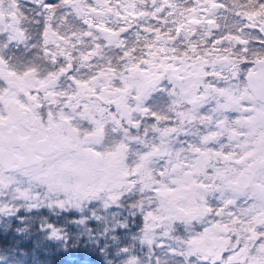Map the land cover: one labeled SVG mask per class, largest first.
<instances>
[{
    "label": "rangeland",
    "instance_id": "obj_1",
    "mask_svg": "<svg viewBox=\"0 0 264 264\" xmlns=\"http://www.w3.org/2000/svg\"><path fill=\"white\" fill-rule=\"evenodd\" d=\"M152 1L171 9L180 4ZM195 1L199 6L187 13L180 35L157 36L148 18H141L153 14L143 10L144 0H61V13L34 0L31 15L16 0H0V15L21 19L0 20V31L21 32L0 37V43L18 55L27 35L36 43L32 62L17 56L11 63L19 78L0 63V80L16 83L23 95L36 93L39 99L23 100L22 109L41 119V133L48 123L53 145L36 165L12 173L0 169V220L20 208L59 218L73 212L78 217L72 224L99 223L111 208H120L121 227L138 226L137 237L148 252L139 264H163L151 247L171 240L175 227L186 230L178 264H264V224L259 226L264 210L254 206L264 196V178L258 177L264 105L255 104L244 85L250 62L242 50H231L254 39L260 43L252 58H264V18L245 14L248 27L232 4L230 21L243 29L232 37L224 29L222 38L223 24L214 20L220 11L216 0ZM138 16L144 34L140 46L130 47V26ZM34 19L38 34L27 32ZM56 19L60 24H53ZM68 22L72 25L64 27ZM61 25L68 29L63 32ZM145 33L158 38L150 42ZM109 36L114 40L107 46ZM216 36V46L205 44ZM106 49L114 52L115 65ZM12 54L17 55L8 50L0 58ZM230 144L236 147L229 148V160ZM122 202L127 203L120 207ZM181 221L185 226L173 228ZM164 223L169 225L161 231ZM39 226L50 241H66L55 223ZM205 232L215 243L211 256L195 250Z\"/></svg>",
    "mask_w": 264,
    "mask_h": 264
},
{
    "label": "trees",
    "instance_id": "obj_2",
    "mask_svg": "<svg viewBox=\"0 0 264 264\" xmlns=\"http://www.w3.org/2000/svg\"><path fill=\"white\" fill-rule=\"evenodd\" d=\"M116 1L120 2V0ZM229 1L230 0L226 3L225 0H221L222 6L220 1H215L217 2L215 4L220 6V11L218 12L219 15L215 14L214 20L217 24H223L222 29H220V31H222V38L225 35L224 29L229 33L230 37H232V35H239L243 29L239 23L230 21V19L234 18V16L231 17L229 13L230 5L232 4L236 7L235 11L238 15L236 14L235 16L240 20L239 22H245L248 27L251 26V22L245 19V14L254 17L253 20L255 21L258 14L260 19L264 18V0H237V2L233 3H229ZM60 2L61 0H51L48 4L51 5V8L53 6L52 9L60 11L59 13H61L63 8ZM144 3L145 6L143 10L145 12L152 11L153 14L148 16L147 14H143L141 18H148L149 26L158 31L157 36L180 35L186 25L187 13L192 12V9H194L196 5L199 6L195 0H179V6L173 7V9L165 4L161 5L157 1L144 0ZM149 5L151 7H149ZM253 6L256 9H254ZM254 12H256L255 15ZM139 18V16L136 17L130 26L132 34L131 38H129L130 47H138L141 45L137 40L139 35H143L144 33L139 30V28L142 27ZM33 21L30 20L27 32L34 30L38 34L37 21L36 19ZM80 22L82 21L80 20ZM53 24H60L59 20L56 19ZM71 25L72 23L68 22L64 27ZM73 25L77 26L78 24L73 23ZM64 27L61 25L63 32L68 29ZM39 29H41V27H39ZM245 30L249 35L254 34L252 29L246 28ZM192 33L193 32H191V34ZM191 34L187 33L184 34V36L190 39L192 38ZM145 36L149 38L150 42L158 38L148 33H145ZM27 38V44L25 43L19 55L18 52H16L17 55L15 57L18 56L21 61L24 62H32V59L36 57L32 51L33 46L36 48V43L33 39L31 40L28 35ZM216 39L219 38L216 36L214 40L204 39L206 41L205 44L209 45L212 42L214 46H216ZM36 41H38V38ZM259 43L258 41H254V39L250 42L248 39L246 43H238L234 48H231V50H237V52L242 50V53H244L242 55L243 59L250 61L253 59L251 52L253 50H258L259 47L256 45H259ZM227 46L231 47L230 43H228ZM220 47L219 51H224V46ZM261 48L263 47L261 46ZM236 56L241 57V55L238 54ZM109 57L110 64L115 65L113 64L115 62L114 52H111ZM32 65L35 67V64ZM132 197L134 198L135 196L132 195L128 198ZM126 203L127 202H124V205ZM124 205L122 202L120 207ZM119 209L111 208V211H109L110 213L107 216H102L99 223L88 222L86 224H72L69 221L78 217V215L73 212L66 213V215L59 218V216L54 217L42 209L25 214L22 213L20 208H17L14 216L0 220V264H135L134 261H137L139 264V262L145 260L148 252L146 248L142 247L137 237L138 226H129L130 228L127 229L121 227L124 213ZM98 212H100V210H98ZM112 213L116 214L113 216ZM18 218H23V220L19 221ZM115 220L117 226H113ZM47 222H53L58 225L57 227H62L64 229L66 235L65 242L50 241L46 237V234L40 229L39 224H45ZM168 225L169 223H164L161 227V231ZM172 226L173 228L174 226H185V223L183 221L175 222ZM185 231L186 230H182L181 227H175V233L172 235L171 240H160L159 242L162 243L161 247H157L156 244L151 247L153 249L152 252H154L152 256L159 258L163 264H178L179 257L177 252L179 248H183L182 242Z\"/></svg>",
    "mask_w": 264,
    "mask_h": 264
},
{
    "label": "flooded vegetation",
    "instance_id": "obj_3",
    "mask_svg": "<svg viewBox=\"0 0 264 264\" xmlns=\"http://www.w3.org/2000/svg\"><path fill=\"white\" fill-rule=\"evenodd\" d=\"M18 1L19 4V8L21 9V11H24L25 13L27 12L28 14H32L33 12V8L37 5H35V3L33 4L34 0H30V1H26V0H16ZM37 1V0H36ZM51 0H38V3H49ZM47 7V5H43L42 4V9L44 7ZM249 15V14H248ZM7 17H9L12 21V23H20L21 19L20 17H18V20L16 19V16L14 14H10L9 13H5V15H0V20H5L7 19ZM21 34V32L19 31H0V37L4 38L7 37L8 38V34ZM8 48H5V46H3L0 43V55H3L6 53V51L10 50V52L15 53L16 52V48H12L11 46H7ZM13 56V54H12ZM264 59V58H262ZM18 59L13 56H8L5 57L4 56L2 58H0V63L1 64H9V69L12 71L13 77H18V73L19 68H15L11 66V63L14 61H17ZM247 61V60H245ZM253 61V60H252ZM248 62V61H247ZM251 66L245 71L244 73V77L246 75L247 72L253 70V66L251 61H249ZM7 67V66H5ZM8 68V67H7ZM243 77V78H244ZM19 80V79H18ZM18 85L14 82L11 81H1L0 80V124H3V128H2V132H7L10 128H13V131H15V133H17V135L19 137H23V136H27L30 132L33 133V137L36 140H40V139H49V132H50V126H48V123H44V130L40 131V126H42V121L40 118H38V116H33V117H29V115L27 114L28 112L22 108L23 104V100L29 98V100L33 103H35L34 101L38 100L39 97L36 96V93H33V91H30V95H23L21 93V89L17 88ZM248 93V92H247ZM249 94V93H248ZM31 97H33V100L31 99ZM249 97L253 100L252 96L249 94ZM45 100V98H44ZM255 104H259V105H264V102H259V101H255ZM27 102V101H25ZM30 105V107L32 108L33 105ZM26 106V105H24ZM36 106H34L35 108ZM47 111V110H46ZM53 117V115H51ZM50 141V139H49ZM51 142V141H50ZM236 145L235 144H230V147L227 148V155L229 154V148L235 149ZM12 151L14 154L21 156L22 152L21 149L19 147H12ZM229 156V155H228ZM229 156V160H230ZM44 158L46 157H40V161H42ZM236 158V157H235ZM235 158H234V164H235ZM259 160V159H258ZM262 162V163H261ZM230 163V162H229ZM232 164V163H231ZM259 165H260V170H258V177H261V180L264 178V175L262 174V172H264V154L260 157L259 160ZM31 167V166H28ZM28 167H25L23 169H18L15 171H10V172H5L3 169H1L4 173H12V172H16V171H22ZM262 169V171H261ZM264 197V196H263ZM262 197V200L259 202L257 199H255L254 202V206L255 204L260 206L261 209L264 210V198ZM219 208V207H218ZM264 224V216L259 218V226ZM258 226V225H257Z\"/></svg>",
    "mask_w": 264,
    "mask_h": 264
},
{
    "label": "water",
    "instance_id": "obj_4",
    "mask_svg": "<svg viewBox=\"0 0 264 264\" xmlns=\"http://www.w3.org/2000/svg\"><path fill=\"white\" fill-rule=\"evenodd\" d=\"M113 40L114 37L109 36L107 45H111ZM252 66L253 70L247 72L244 77L246 89L254 100L264 102V59L253 61ZM3 126L0 124V167L5 172L35 165L40 157L52 153L53 146L48 139L36 140L32 132L27 136L19 137L13 128L4 133ZM14 146L21 149V156L13 153ZM195 244L196 251L207 256H211L215 249L213 238L209 233L203 234Z\"/></svg>",
    "mask_w": 264,
    "mask_h": 264
},
{
    "label": "bare ground",
    "instance_id": "obj_5",
    "mask_svg": "<svg viewBox=\"0 0 264 264\" xmlns=\"http://www.w3.org/2000/svg\"><path fill=\"white\" fill-rule=\"evenodd\" d=\"M22 39V38H21ZM22 42V41H21ZM45 50V49H44ZM47 52V51H46ZM46 54V53H45ZM48 54V53H47ZM262 163V162H261ZM253 165V164H252ZM253 167V166H252ZM233 182V181H232Z\"/></svg>",
    "mask_w": 264,
    "mask_h": 264
}]
</instances>
